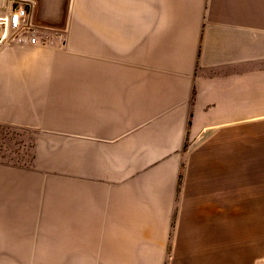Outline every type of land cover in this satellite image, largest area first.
Here are the masks:
<instances>
[{
  "label": "crops",
  "instance_id": "0c3cea01",
  "mask_svg": "<svg viewBox=\"0 0 264 264\" xmlns=\"http://www.w3.org/2000/svg\"><path fill=\"white\" fill-rule=\"evenodd\" d=\"M32 1L47 43L0 42V264H264V0Z\"/></svg>",
  "mask_w": 264,
  "mask_h": 264
},
{
  "label": "rangeland",
  "instance_id": "374dc122",
  "mask_svg": "<svg viewBox=\"0 0 264 264\" xmlns=\"http://www.w3.org/2000/svg\"><path fill=\"white\" fill-rule=\"evenodd\" d=\"M12 1V0H9ZM32 0H19L20 2H31ZM33 2V1H32ZM17 5V4H16ZM16 5L13 7V9L16 7ZM9 6L8 4H5L3 6L2 11L6 10V8ZM30 12L32 9L30 8ZM31 18L33 20V23L36 28L42 29V28H50L51 26H48L46 23H40L39 21H35L32 12H31ZM56 27H63V23L61 22L59 26ZM46 37L40 36L39 35V42L40 44H46ZM9 151V161L13 162L15 166H21V167H31V164L28 163V156L30 157L29 153L30 150H27L25 148L19 147L16 149H8ZM41 159L45 158L47 156L55 157V163L52 162V168L50 167L49 170H47V164H46V158L43 159V162L41 160V166H40V184H41V189H54L55 191H61L62 190V183H63V166H62V157H63V150L62 149H50V150H45L41 149ZM13 154V155H12ZM53 161V160H52ZM42 197L44 199H47L46 194H43ZM45 231L46 230H41Z\"/></svg>",
  "mask_w": 264,
  "mask_h": 264
},
{
  "label": "built area",
  "instance_id": "2783aa9c",
  "mask_svg": "<svg viewBox=\"0 0 264 264\" xmlns=\"http://www.w3.org/2000/svg\"><path fill=\"white\" fill-rule=\"evenodd\" d=\"M34 2H18L8 14H0V42L10 40L23 41L27 38L32 45L39 44V29L31 18L30 8Z\"/></svg>",
  "mask_w": 264,
  "mask_h": 264
}]
</instances>
